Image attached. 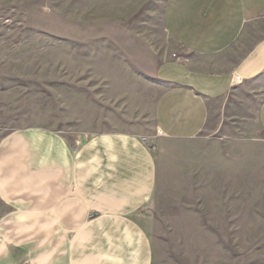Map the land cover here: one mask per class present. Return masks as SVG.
I'll return each instance as SVG.
<instances>
[{
  "label": "rangeland",
  "instance_id": "rangeland-1",
  "mask_svg": "<svg viewBox=\"0 0 264 264\" xmlns=\"http://www.w3.org/2000/svg\"><path fill=\"white\" fill-rule=\"evenodd\" d=\"M164 1L134 14L139 2L0 0V143L28 129L74 145L127 130L158 151L153 72L177 52ZM262 93L259 84L239 86L198 140L167 143L156 199L140 214L154 264H264Z\"/></svg>",
  "mask_w": 264,
  "mask_h": 264
},
{
  "label": "crops",
  "instance_id": "crops-1",
  "mask_svg": "<svg viewBox=\"0 0 264 264\" xmlns=\"http://www.w3.org/2000/svg\"><path fill=\"white\" fill-rule=\"evenodd\" d=\"M107 1L139 2L137 14L150 0ZM162 22L177 52L153 72L158 151L127 130L96 132L77 145L46 129L4 138L0 264H154L140 214L156 199L166 146L198 140L241 85L263 88L264 132V0H165Z\"/></svg>",
  "mask_w": 264,
  "mask_h": 264
},
{
  "label": "built area",
  "instance_id": "built-area-1",
  "mask_svg": "<svg viewBox=\"0 0 264 264\" xmlns=\"http://www.w3.org/2000/svg\"><path fill=\"white\" fill-rule=\"evenodd\" d=\"M234 83L236 84H240L241 83V78L238 75H235L234 77ZM160 134V132H159ZM142 142L152 151L155 152L156 151V146L148 139L143 138Z\"/></svg>",
  "mask_w": 264,
  "mask_h": 264
}]
</instances>
